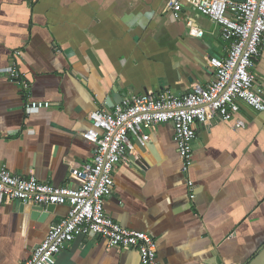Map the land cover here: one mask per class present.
I'll return each mask as SVG.
<instances>
[{"label": "crops", "instance_id": "0c3cea01", "mask_svg": "<svg viewBox=\"0 0 264 264\" xmlns=\"http://www.w3.org/2000/svg\"><path fill=\"white\" fill-rule=\"evenodd\" d=\"M169 1L0 0V166L80 190L93 160L83 135L91 112L211 83L210 60L225 58L229 43L209 17L185 4L177 18ZM10 67L21 80H10ZM254 73L264 97V43ZM32 102L50 107L27 108ZM240 106L231 121L195 125L192 197L172 122L149 129L147 147L136 145L118 165L105 211L151 235L161 264H264V111ZM47 206L3 204L0 264L28 260L69 213ZM56 264H140V257L90 234L66 245Z\"/></svg>", "mask_w": 264, "mask_h": 264}, {"label": "built area", "instance_id": "2783aa9c", "mask_svg": "<svg viewBox=\"0 0 264 264\" xmlns=\"http://www.w3.org/2000/svg\"><path fill=\"white\" fill-rule=\"evenodd\" d=\"M188 4L220 27L229 43L228 55L212 58L214 79L206 87L195 84L184 96L169 91L159 94L132 95L113 109L101 108L90 113L92 128L84 138L93 145V160L84 166L85 185L80 190L39 181L34 175L21 177L0 166V211L3 204L20 201L34 206H68V215L51 226L47 237L22 264H56L58 254L77 237L99 235L108 248L136 249L140 264H161L157 243L145 232L127 229L110 218L105 204L115 186L118 165L151 140L149 129L172 122L182 171L190 196L195 190L191 179L195 125L210 121H231L244 103L264 111V97L254 73L264 43V0H170L168 10L178 18ZM190 28L192 25L189 24ZM197 35L202 37L204 31ZM10 80L19 81L18 67L8 69ZM49 103L32 102L27 108H49ZM239 127L245 123L239 121Z\"/></svg>", "mask_w": 264, "mask_h": 264}, {"label": "water", "instance_id": "95a60500", "mask_svg": "<svg viewBox=\"0 0 264 264\" xmlns=\"http://www.w3.org/2000/svg\"><path fill=\"white\" fill-rule=\"evenodd\" d=\"M54 207H55V205H48L46 209H47L48 211H52V209H53ZM40 208L43 209L44 207H37V206H36V209H40Z\"/></svg>", "mask_w": 264, "mask_h": 264}]
</instances>
